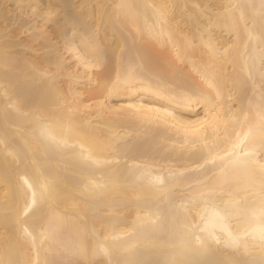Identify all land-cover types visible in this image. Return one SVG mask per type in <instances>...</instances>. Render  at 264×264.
Listing matches in <instances>:
<instances>
[{
  "label": "bare ground",
  "instance_id": "bare-ground-1",
  "mask_svg": "<svg viewBox=\"0 0 264 264\" xmlns=\"http://www.w3.org/2000/svg\"><path fill=\"white\" fill-rule=\"evenodd\" d=\"M0 264H264V0H0Z\"/></svg>",
  "mask_w": 264,
  "mask_h": 264
}]
</instances>
